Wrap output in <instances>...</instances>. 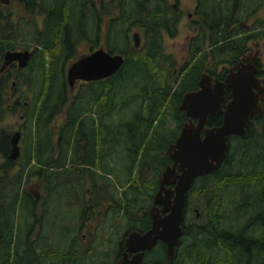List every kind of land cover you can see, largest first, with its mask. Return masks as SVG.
<instances>
[{
    "label": "trees",
    "instance_id": "obj_1",
    "mask_svg": "<svg viewBox=\"0 0 264 264\" xmlns=\"http://www.w3.org/2000/svg\"><path fill=\"white\" fill-rule=\"evenodd\" d=\"M177 2L114 0L96 8L92 0H23L14 2V6H0V61L4 50L27 47L11 34L25 25L31 26L30 39L35 47L26 69L13 74V87L9 88L8 69L0 73V119L6 113L19 111L28 144L19 157V173H14L10 160L4 157L7 131L0 135V213L5 222L11 221L15 212L5 209L6 193L19 191L25 177L41 176L44 152L55 148L52 143L62 148L58 167L65 164L64 156L74 143V151L79 154V191L86 176L98 189L106 180L104 173L110 171L113 181L106 183L113 189L115 184L121 187L113 211L125 217L128 230H142L148 225L147 208L141 213L138 210L150 204L157 176L169 164L165 147L186 118L177 108L181 95L196 88L201 72L222 78L223 67L216 72L209 63L216 66L227 62L225 68L249 48L247 42L255 40L257 34L241 29L240 21L252 17L263 6V0H196L197 18L191 22L196 26V35L189 39L187 60L179 68V75L168 82L165 75H172L173 63L169 56L160 54L162 35H176L181 18ZM13 11L15 20L11 19ZM39 16L41 28L34 21ZM103 17L107 21L104 48L121 54L123 63L110 77L78 83L69 100L66 82H62L64 63L75 56V46L80 41H86L90 49L98 46ZM252 27H261L260 20L256 19ZM131 28L143 36L137 48L127 34ZM21 90L26 104L19 101ZM8 96H15V101L7 100ZM125 110H129L131 118L124 122V138L114 135L119 122L124 121L115 122L114 116ZM61 112L64 122L53 139L50 123ZM220 121L218 113L208 117L207 125L215 126ZM173 131L174 136L167 138ZM227 145L218 168L196 176L186 192L181 236L173 257L167 261L164 244L156 240L141 264H264V96L260 113L250 119L245 134L229 135ZM120 155L124 164L127 161L123 172H119ZM54 165L46 163V168ZM48 173L54 177L53 171ZM228 194L230 206L224 207L221 199ZM121 199L124 204L119 202ZM120 227L121 224L116 230ZM154 253L157 256L152 257ZM39 254L44 255V251Z\"/></svg>",
    "mask_w": 264,
    "mask_h": 264
},
{
    "label": "water",
    "instance_id": "obj_2",
    "mask_svg": "<svg viewBox=\"0 0 264 264\" xmlns=\"http://www.w3.org/2000/svg\"><path fill=\"white\" fill-rule=\"evenodd\" d=\"M8 0H0L7 3ZM134 48L139 45V34L130 35ZM32 51L7 50L3 54V66L17 61L18 66L26 65ZM254 52L250 58L234 61L225 77L219 80L201 72L196 88L184 92L177 105L186 120L180 126L174 140L164 150L170 161L157 176V187L151 196V205L146 213L150 218L149 227L138 232L131 229L123 239L122 254L117 264H140L143 251L150 249L156 240L165 247V259L174 255V247L181 236V222L186 192L192 180L199 175L213 173L225 158L229 135L243 136L250 118L261 110L264 85L255 76ZM123 63L119 53H109L97 48L72 61L65 77L69 89L77 80L90 82L110 77ZM2 66V67H3ZM228 90L229 98L224 96ZM221 114L218 125L208 126V117ZM18 132L11 136L8 159L16 158ZM131 253L128 257V253Z\"/></svg>",
    "mask_w": 264,
    "mask_h": 264
},
{
    "label": "flooded vegetation",
    "instance_id": "obj_3",
    "mask_svg": "<svg viewBox=\"0 0 264 264\" xmlns=\"http://www.w3.org/2000/svg\"><path fill=\"white\" fill-rule=\"evenodd\" d=\"M14 2L22 3L23 0H8L7 3H1L0 6H7L13 4ZM16 12L13 11L11 14V19L15 20L14 17ZM106 21V20H105ZM107 22V21H106ZM14 23V21H13ZM106 29V27H105ZM12 35L15 32L11 33ZM255 42L254 40H252ZM256 46L255 43H253ZM97 48H105L103 45H98L94 49L88 50L86 53H82L77 55L75 52V56L73 58H69L64 63V69L62 74V82H67L65 73L67 66L80 57L81 55L87 54ZM77 49V45L75 46V51ZM7 50H29L32 51L31 56L29 57L26 65L19 67L17 61H11L5 66H3V54ZM107 51V50H106ZM252 50L249 48L242 54L239 55L237 60L234 61H245L246 58H250L252 54H250ZM35 54V47L30 46L26 48H16V49H6L3 51L1 55L0 61V73L8 69V82L9 88L13 87L15 79L13 78V74L26 69L29 61ZM227 65L222 73V80L229 66ZM3 66V67H2ZM255 76L260 78V82L264 85V79L262 77V70L260 68V60L259 53L257 52L255 58ZM28 70V69H27ZM85 83V81L77 80L74 84V87L78 83ZM91 82V81H90ZM67 84V83H66ZM68 86V85H67ZM74 87L72 89H74ZM70 89V90H72ZM227 90L226 88L224 91ZM228 91V90H227ZM229 98V94L226 96V99ZM10 102L15 101L14 98L10 96L6 97ZM262 101V100H261ZM26 104V101H23ZM260 113V112H259ZM258 113V114H259ZM18 117L23 120L22 115H18ZM256 117V116H255ZM253 118V117H252ZM251 119V118H250ZM64 120V117H63ZM186 120V118H185ZM63 123V122H62ZM61 123V124H62ZM24 122L17 126V129L12 132H6L4 137L7 140L6 144V153L4 157L6 159L9 154V149L11 147L10 139L14 132H18L17 146H18V154L14 159H8L11 163V171L14 173H19L20 169V156L22 155V142H25L23 139L24 133ZM53 127L55 131L57 130V123H53ZM60 124V125H61ZM3 130L0 129V135L3 133ZM177 135V134H176ZM55 138H57V133H55ZM54 138V139H55ZM174 140V139H173ZM27 141V140H26ZM171 143V142H170ZM169 144V143H168ZM167 144V145H168ZM74 145V143H73ZM71 145V149H69L65 154V164L58 167V163L61 161V153L62 148L60 145L52 143V151L50 153L47 150L44 152V166L42 169V173L40 177L36 175L29 177L26 179L25 175L23 177V185L20 187L19 191L10 190L6 193L7 201L6 203V211L9 212L12 209H15L13 219L11 221L5 222V216L0 213V264H87V261H83V257L88 258V264H117L119 257L122 254L123 248V239L127 232L129 231L125 228L122 232L115 235V240H112L114 233L116 232V228L119 223L116 221V218L109 216L106 219L104 224L98 222L97 225L89 224L88 226H93L92 231H87V236H89V244L86 251H80L78 246V237L80 235L81 238L84 239L85 233L81 232L83 226L86 225V221L91 218H95V212L103 205L100 199H104L105 196L103 194L100 195V191L95 189L85 190L82 194L79 192V154L74 151L76 147ZM77 149V148H76ZM1 158V157H0ZM18 160V161H17ZM13 161V162H11ZM70 162V163H69ZM33 163V162H31ZM46 163H53L54 166H50L46 168ZM170 163V161H169ZM58 164V165H57ZM28 167L30 166L27 165ZM53 171L54 177L51 176V173L48 171ZM50 176V177H48ZM56 176V177H55ZM54 195L56 198V202L60 201L62 206V215H66L68 223L62 222L61 225H64L69 230L68 238L66 243L63 245H58V247H52L51 244L48 243L50 231L54 228V223L46 224V215L52 211L51 204L49 203V198ZM2 196V194H1ZM16 197V200L11 199ZM14 200V201H13ZM106 205H111L109 202ZM151 205V202L149 206ZM148 206V207H149ZM185 206V205H184ZM147 207V208H148ZM106 210V207H105ZM104 210V211H105ZM147 210V209H146ZM108 211V210H106ZM77 217L74 220V216ZM147 214V213H146ZM148 216V215H147ZM123 219H120V222ZM142 221V220H141ZM150 225V218L148 225L142 230H136L138 232L145 231ZM135 230V229H134ZM102 234L100 235V232ZM103 235V236H102ZM102 236V237H101ZM103 238V240H101ZM45 243V244H44ZM105 245H108L105 246ZM47 246V247H46ZM96 246V249H94ZM55 248L56 251H64L67 249V254H59V255H50L49 252L51 249ZM57 248V249H56ZM63 248V249H60ZM43 250L44 255L39 254V252ZM149 250V249H148ZM147 250L143 251L142 258ZM88 252V253H86ZM131 253H128V257H130ZM142 261V260H141ZM141 264V263H140Z\"/></svg>",
    "mask_w": 264,
    "mask_h": 264
},
{
    "label": "rangeland",
    "instance_id": "obj_4",
    "mask_svg": "<svg viewBox=\"0 0 264 264\" xmlns=\"http://www.w3.org/2000/svg\"><path fill=\"white\" fill-rule=\"evenodd\" d=\"M94 2V4L96 5V8H100L101 4L107 5L109 2H114V0H92ZM175 1H178V10L180 11L181 14V18L180 21L178 22L176 28H177V32L176 35L172 38L168 37L166 34L162 35V50H161V56L162 57H166L169 56L170 60L172 61L173 65H172V75H165V78L169 81H172V79L175 76L179 75V68L181 67V65L183 63L186 62L187 60V54H186V49H187V45L189 42V39L193 36L196 35V26L193 25L191 22L196 20L197 16L194 14V10L196 7V0H166V2L168 4H173ZM116 4V2H115ZM14 9H16L14 7ZM26 17V16H25ZM26 19V18H25ZM256 19H259L261 22V27L259 28H253V24L255 23ZM104 20H106V18L103 17L102 22H101V33L99 36V42L98 45H103V47L105 46L104 44V33H105V27L107 25V22ZM35 24L37 25V28H41L42 24H41V17H37L36 19H34ZM24 24V23H23ZM192 24V25H191ZM240 28L244 29L246 32H250L251 34H257V37L255 38V42L253 41H248L247 45L250 46V49L252 50L250 52V54H253L254 52H258L259 53V60H260V68L263 72L262 77L264 79V49H263V43H264V0H263V6H261L260 9L257 10V12L249 18H246L245 20H241L240 21ZM31 26H24L23 28L21 27L19 30L14 31L15 34L13 35L14 37H16V41H20L23 44H26L27 47L33 46L34 44L32 43V40L30 39L31 37ZM133 31H136L135 29L131 28L129 29V31L127 32L128 36L130 37L131 33ZM93 36V35H92ZM143 41V36L141 34H139V45L138 47L141 45ZM253 43L256 44V46L253 45ZM118 46H120L122 43L119 41V43H117ZM19 48H23V47H19ZM204 49L206 52H208V44L205 43L204 44ZM88 50V43L86 41H80L77 44V49H76V54L80 55L82 53H86ZM227 61L229 59L228 56L224 57ZM230 60V59H229ZM207 62L210 61V58L207 57L206 59ZM205 62V61H204ZM227 64V62H223V63H219L218 65L214 66L212 65V63H209V68L210 69H215L216 72H218L222 67H224ZM67 85V84H66ZM68 94H69V100H71L72 96H71V91L68 86ZM22 94L21 97H19V101H23V90L20 91ZM27 96H29V92H27L26 94ZM15 98V96H14ZM63 112L59 113L57 115V117L54 119V121L52 123H50V127L51 130L54 132L52 135V138H55V133H57V131L54 130L53 127V123H57V127L64 122L63 120ZM19 115V111H17V113H6L4 114V116L0 119V129L1 130H6L8 132H12L13 130L17 129V126L22 124V120L18 117ZM130 112L129 110H125L123 112L122 115H115L114 116V120L116 121H120V120H124V121H120L119 122V126L117 128H115V132L114 135H118V136H124L127 133L125 127V123L130 121ZM109 120V119H108ZM125 122V123H124ZM57 130L59 131V129L57 128ZM174 131L169 135H167V138H172L174 136ZM23 139H25V142L23 141L21 146H22V151L23 149H27V136L24 135ZM120 146H117V149L119 150ZM22 154V153H21ZM119 152H116V156H118ZM115 155V154H114ZM118 161L120 163V168H119V172H123L125 171V166L127 164V161L124 164V159H123V155H120L118 157ZM2 163V159L0 158V164ZM96 173L102 174L101 170L95 168L94 169ZM104 172L107 170H103ZM125 174V173H124ZM123 174V175H124ZM104 176L106 178V180H104L103 182H101V187L98 188V190L100 191V195L103 194L105 196L104 199H100L101 202L103 203V205L98 209V211L95 212V218H91L90 220L86 221V225L83 226V228L81 229L82 233H85V237L84 239L80 237V235L78 236L80 238V240H78V246H79V250L80 251H86L88 244H89V236H87V231H92L93 226H88L89 224H93V225H97L98 222L101 224H104L106 222V219L109 218V216H112L114 218H116V221H120V219H124L123 217L119 216L117 211H113V209L116 207L115 206V198H118V196L121 195L120 190L121 187H117L115 184V189L112 188L111 185L107 184L108 182L111 183L113 181V177L114 175L109 171L107 174L104 173ZM148 176V175H147ZM86 180L82 186L81 192L80 194H82L85 190H92L95 191V189L92 186V182H88L89 181V177L86 176ZM107 182V183H106ZM23 185V182H21V185L19 187H21ZM230 194L228 195H223L222 199H221V203L223 204L224 207H228L230 206L229 204V197ZM102 196V195H101ZM128 197H130L129 195L126 196V198L128 199ZM194 200V199H193ZM109 202L111 205H106V203ZM120 203L124 204V199H121V201H119ZM49 203L51 204V209L52 211H50L49 214L46 215V224L48 225L49 223H54V228H52L53 230L50 231V235H49V240L48 243L51 244L52 247H58V245L61 244H65L68 238V234H69V230L67 229L66 226L61 225L62 222H66L68 223V220L66 218V215H62V206L60 201L57 203L56 202V198L54 195H52L49 198ZM149 205V204H148ZM144 208L139 209L138 213L143 212V210H145V208H147V206ZM106 207V211L105 210ZM192 208V207H191ZM65 210V209H64ZM105 210V211H104ZM192 210V209H191ZM123 212V211H122ZM137 213V212H136ZM77 217V213L76 216H74V220ZM188 219H190L188 217ZM130 225H127L125 223V221H121V227L118 228L116 230V232L114 233L112 240H115V235L119 234V233H123L122 231L125 228H128ZM102 234V231L100 232V235ZM120 235V234H119ZM103 236V235H102ZM101 236V237H102ZM101 240H103V238H101ZM45 244V243H44ZM108 247V245H105ZM47 247V246H46ZM57 249V248H56ZM63 249V248H60ZM94 249H96V246H94ZM67 249H64V251H66ZM61 251H56L55 248L50 250V255H59ZM88 253V252H86ZM158 253V252H157ZM157 256L156 253L153 254L152 257ZM151 257V258H152ZM83 261H87L88 264V258L83 257Z\"/></svg>",
    "mask_w": 264,
    "mask_h": 264
}]
</instances>
